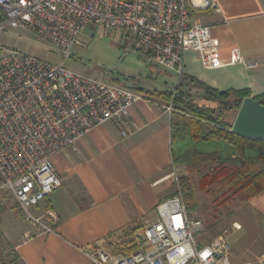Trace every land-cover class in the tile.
Masks as SVG:
<instances>
[{
    "label": "built area",
    "instance_id": "2783aa9c",
    "mask_svg": "<svg viewBox=\"0 0 264 264\" xmlns=\"http://www.w3.org/2000/svg\"><path fill=\"white\" fill-rule=\"evenodd\" d=\"M0 8L6 16L1 32L27 29L63 58L52 64L0 45V195L12 196L27 222L46 230L51 229L44 220L56 222L57 215L36 216L33 209L62 186L53 158L66 149L77 151L92 129L107 122L130 134V111L143 99L126 86L65 66L88 28L120 31L149 61L178 76L187 51L199 53L206 68L225 65L212 28L195 18L222 13L217 0H0ZM228 64L258 67L238 47ZM176 186V194L158 205L157 220L144 228L137 251L114 255L98 248L89 254L93 263L231 264L228 235L201 244L203 224L187 211L178 180Z\"/></svg>",
    "mask_w": 264,
    "mask_h": 264
},
{
    "label": "crops",
    "instance_id": "0c3cea01",
    "mask_svg": "<svg viewBox=\"0 0 264 264\" xmlns=\"http://www.w3.org/2000/svg\"><path fill=\"white\" fill-rule=\"evenodd\" d=\"M217 2L222 13L203 12L195 18L212 28L214 37L220 41L225 65L206 68L199 53L187 51L183 73L221 91L249 90L251 97L261 96L264 0ZM235 47L246 62L257 63L258 67L228 64ZM151 64L148 81L153 85L138 87L163 91L177 84L175 73ZM124 80L112 83L127 86ZM157 84L160 88H156ZM128 88L143 95L130 111L134 125L130 134H124L116 123L107 122L92 129L80 141L77 151L66 149L53 158L62 186L33 209L36 216L55 212L56 222L44 220L51 230L28 223L16 202L22 220L28 225L23 230L10 229L11 234L6 233L10 235L8 244L16 256V264H94L90 253L98 248L109 250L114 244L112 238L130 228L143 231L157 220L158 205L175 195L172 110L164 103L148 99L141 90Z\"/></svg>",
    "mask_w": 264,
    "mask_h": 264
},
{
    "label": "trees",
    "instance_id": "16d2710c",
    "mask_svg": "<svg viewBox=\"0 0 264 264\" xmlns=\"http://www.w3.org/2000/svg\"><path fill=\"white\" fill-rule=\"evenodd\" d=\"M5 20L0 8V22ZM177 77L178 82L172 89L132 88L141 90L154 102L172 104L173 164L186 167L190 174L178 180L190 216L197 209L190 204L195 198L192 175L197 189L212 200L214 212L231 217L239 205L259 201L264 196V139H250L232 132L239 109L243 101L251 97V92L221 91L184 73ZM115 81L121 82L120 79ZM254 99L264 106V94ZM4 213L2 208L0 214ZM0 239L6 240L1 230ZM131 248L123 251L138 250L137 245ZM0 264H4L1 253ZM12 264H16V256Z\"/></svg>",
    "mask_w": 264,
    "mask_h": 264
},
{
    "label": "rangeland",
    "instance_id": "374dc122",
    "mask_svg": "<svg viewBox=\"0 0 264 264\" xmlns=\"http://www.w3.org/2000/svg\"><path fill=\"white\" fill-rule=\"evenodd\" d=\"M81 42V46L74 48L72 58L65 61L68 69L104 82H112L115 79L123 81L129 78V81L124 80L126 87L145 85L151 88L153 85L148 81L153 64L135 48L133 41L120 31L112 29L101 33L88 28L82 34ZM0 45L52 64H60L63 61L62 56L52 49L48 41L24 28L0 31ZM160 86L157 84L156 88ZM172 172L175 173L176 180L190 176L187 168L183 166L174 167ZM191 186L195 190V198L190 204L197 207L191 216L201 220L203 224L198 241L207 244L216 237L226 234L231 246V264H264V196L259 201L253 200L239 205L233 210L231 217H226V214L219 216L214 212L212 200L197 189L192 175ZM16 206V200L12 196L0 195V210L4 208L7 211L3 217L0 214V230L5 231L2 232L6 237V240L0 239V253L4 264H12L15 258L8 244L10 235L7 234H11L10 229L17 231L28 227ZM235 224L240 228L235 229ZM112 239L114 244L108 251L128 255L133 252H124L123 249L131 250L132 246L143 243L144 234L143 231L130 228Z\"/></svg>",
    "mask_w": 264,
    "mask_h": 264
},
{
    "label": "water",
    "instance_id": "95a60500",
    "mask_svg": "<svg viewBox=\"0 0 264 264\" xmlns=\"http://www.w3.org/2000/svg\"><path fill=\"white\" fill-rule=\"evenodd\" d=\"M232 132L250 139H264V106L253 97L246 98L233 123Z\"/></svg>",
    "mask_w": 264,
    "mask_h": 264
}]
</instances>
